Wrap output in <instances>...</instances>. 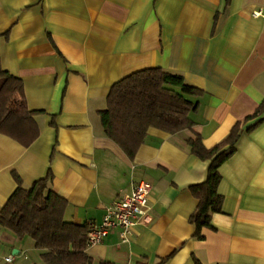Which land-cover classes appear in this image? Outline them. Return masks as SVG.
I'll list each match as a JSON object with an SVG mask.
<instances>
[{
	"label": "crops",
	"instance_id": "obj_1",
	"mask_svg": "<svg viewBox=\"0 0 264 264\" xmlns=\"http://www.w3.org/2000/svg\"><path fill=\"white\" fill-rule=\"evenodd\" d=\"M0 58L24 82L41 129L28 148L0 134V210L16 175L29 188L51 171L66 219L90 228L145 182L149 220L130 243L116 230L89 247L94 264H264V121L250 133L259 119L245 122L264 101V0H0ZM151 68L204 92L187 98L198 104L190 117L206 148L239 123L244 130L220 168L223 209L204 240L190 223L191 187L207 180L211 162L191 154L192 132L152 128L134 160L104 133L112 87ZM42 254L0 225V264H44Z\"/></svg>",
	"mask_w": 264,
	"mask_h": 264
},
{
	"label": "trees",
	"instance_id": "obj_2",
	"mask_svg": "<svg viewBox=\"0 0 264 264\" xmlns=\"http://www.w3.org/2000/svg\"><path fill=\"white\" fill-rule=\"evenodd\" d=\"M203 95L204 92L189 84L184 76L151 68L116 83L108 96L107 109L100 112L105 135L131 160L145 144L152 128L170 135L186 130L192 132L186 142L191 154L211 162L207 180L191 187L198 206L190 223L196 228L194 238L198 240L205 239L204 229H214L213 215L222 213L224 197L218 192L222 181L220 168L235 155L244 132L239 123L223 142L206 148L190 117L198 104L187 98ZM38 113L29 110L24 82L4 71L0 58V134L30 147L41 134L36 121ZM256 119L259 121L247 132H252L264 121V101L245 122ZM15 178L18 188L0 210V225L21 239L30 237L35 247L43 251L44 264H94L87 253L89 226L76 225L66 219L69 205L52 190V172L29 188L23 186L19 176Z\"/></svg>",
	"mask_w": 264,
	"mask_h": 264
},
{
	"label": "built area",
	"instance_id": "obj_3",
	"mask_svg": "<svg viewBox=\"0 0 264 264\" xmlns=\"http://www.w3.org/2000/svg\"><path fill=\"white\" fill-rule=\"evenodd\" d=\"M261 11L254 12L259 18ZM152 188L145 182L136 184L130 195L114 201L106 209L103 222L100 225H91L87 234L88 247L102 244L105 238L116 230L120 231L123 243H130L137 227L145 225L151 213ZM8 258L7 261H12Z\"/></svg>",
	"mask_w": 264,
	"mask_h": 264
}]
</instances>
